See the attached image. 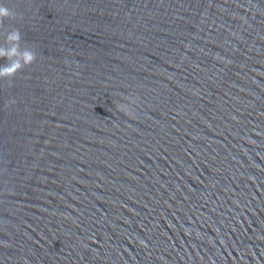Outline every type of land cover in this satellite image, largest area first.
Instances as JSON below:
<instances>
[{
	"label": "water",
	"instance_id": "95a60500",
	"mask_svg": "<svg viewBox=\"0 0 264 264\" xmlns=\"http://www.w3.org/2000/svg\"><path fill=\"white\" fill-rule=\"evenodd\" d=\"M0 8V264H264V0Z\"/></svg>",
	"mask_w": 264,
	"mask_h": 264
},
{
	"label": "clouds",
	"instance_id": "9594fccd",
	"mask_svg": "<svg viewBox=\"0 0 264 264\" xmlns=\"http://www.w3.org/2000/svg\"><path fill=\"white\" fill-rule=\"evenodd\" d=\"M7 10L6 9H3V8H0V15H7Z\"/></svg>",
	"mask_w": 264,
	"mask_h": 264
}]
</instances>
